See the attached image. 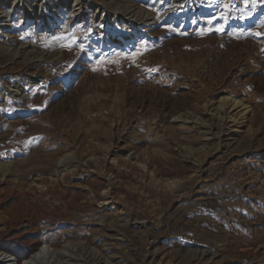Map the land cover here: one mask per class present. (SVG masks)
<instances>
[{
	"label": "rangeland",
	"instance_id": "rangeland-1",
	"mask_svg": "<svg viewBox=\"0 0 264 264\" xmlns=\"http://www.w3.org/2000/svg\"><path fill=\"white\" fill-rule=\"evenodd\" d=\"M254 33L264 0H0V233L79 245L50 264H264Z\"/></svg>",
	"mask_w": 264,
	"mask_h": 264
},
{
	"label": "bare ground",
	"instance_id": "bare-ground-1",
	"mask_svg": "<svg viewBox=\"0 0 264 264\" xmlns=\"http://www.w3.org/2000/svg\"><path fill=\"white\" fill-rule=\"evenodd\" d=\"M123 12H133L136 11L135 8L129 6V7H122ZM230 108L231 111H235L236 116L230 117V116H224V120L228 122H234L235 124H240L243 122L245 115L249 112L248 107H246L241 101L235 100L230 97H223L220 100L219 103V109L222 108ZM174 121L180 123V124H186L187 121L182 119L181 116H178L177 118L174 119ZM236 131V129L234 130ZM107 150V147L105 148ZM135 157V156H134ZM69 159L68 156H64L60 158L59 160V167H63L65 162ZM107 180L110 179V176H107L104 174ZM79 247V245H72L71 243H66L63 245L62 249L59 251H54L52 250L48 245H42L37 252H35L33 255H31L27 260L23 261L22 264H50L49 259H50V254L54 252H63L68 250L70 247ZM15 262V259L10 257L9 255H4L3 253L0 252V264H13Z\"/></svg>",
	"mask_w": 264,
	"mask_h": 264
},
{
	"label": "trees",
	"instance_id": "trees-1",
	"mask_svg": "<svg viewBox=\"0 0 264 264\" xmlns=\"http://www.w3.org/2000/svg\"><path fill=\"white\" fill-rule=\"evenodd\" d=\"M8 198L9 197L6 193L0 195V209H3V204L7 202H2V200H7ZM15 223L16 225H20L22 221L17 220L15 221ZM0 235V251H3L5 254L7 253V255H10L11 257L13 256L16 259L17 263L27 260L31 256V254L33 255L39 250L38 247L41 245L39 233L29 232L27 234L11 238H7L6 234L3 232H1ZM68 238H71V235H68Z\"/></svg>",
	"mask_w": 264,
	"mask_h": 264
},
{
	"label": "snow or ice",
	"instance_id": "snow-or-ice-1",
	"mask_svg": "<svg viewBox=\"0 0 264 264\" xmlns=\"http://www.w3.org/2000/svg\"><path fill=\"white\" fill-rule=\"evenodd\" d=\"M255 4V0H253V5ZM209 23H212V21H209ZM89 31H90V29H89ZM215 31L216 32H218V33H220V32H223L224 31V28H223V26L221 25L220 27H218V28H216L215 29ZM200 35H206L207 34V32H201V33H199ZM254 35H256V36H261V35H264V34H262V33H254ZM54 39H57V40H63L64 39V37L63 36H59V37H54ZM72 43H75V40H73L72 41ZM63 47H71V44H67V45H62ZM93 70H95V69H93ZM149 71H156V69H149Z\"/></svg>",
	"mask_w": 264,
	"mask_h": 264
}]
</instances>
